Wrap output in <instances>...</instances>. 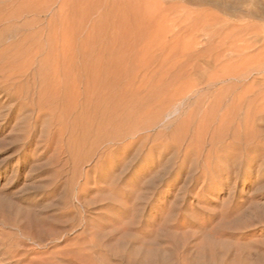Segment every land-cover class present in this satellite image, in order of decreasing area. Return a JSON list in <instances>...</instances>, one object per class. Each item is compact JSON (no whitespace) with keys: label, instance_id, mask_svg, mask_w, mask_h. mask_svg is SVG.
<instances>
[{"label":"rangeland","instance_id":"374dc122","mask_svg":"<svg viewBox=\"0 0 264 264\" xmlns=\"http://www.w3.org/2000/svg\"><path fill=\"white\" fill-rule=\"evenodd\" d=\"M4 1L7 3L12 0ZM13 2L24 8L41 9L43 12L40 19L43 20V24L40 28L45 27L49 21L57 23L62 21L64 15L59 12L60 8L67 10V21L71 27L78 28L86 23L88 28L86 52L91 61L90 66L94 71L103 67L116 69L119 73L123 132L134 122L136 115L141 113L139 110L147 108L156 97L163 95L169 97L180 91L184 93L183 102H189L190 105L178 106L183 111L179 113L172 110L177 107L175 104L171 107L172 112H169L168 116H163L155 128L141 129L138 134H153V138L158 132L172 130L174 133L171 131V134L175 135L184 133L187 127H191L192 132L200 122V131L212 130L213 127L209 129L207 126L209 123L206 121L210 114L202 113L208 105L219 112L222 110L221 112H225L228 117L235 114L240 99L243 100L244 110L249 107L252 112L258 110L256 108H264V0H13ZM29 16L27 18L32 17ZM38 56L32 65L35 67L32 68L33 74L27 79L31 80L29 84L31 83L32 90L35 91V100H39V94L47 106L51 98L50 89H47L49 80L45 67L42 68L44 54ZM93 97V100H96V96ZM65 98L60 100L61 106H64V110L70 107L71 112L74 105L72 103L67 105ZM5 99L6 96L1 97L0 94V172L6 169V177L3 179L0 175V194H7L14 207L25 213L24 218L27 221L33 220L31 222L36 225L37 223L55 225L58 230L68 228L69 226L63 225L65 224L63 220L71 215L65 212V208L71 202L77 204L76 194L78 193V200L83 202L99 195L100 189L101 194L105 195L107 193L102 189L106 186L104 180L116 176V184L120 190L114 193V200H105L107 203L103 205V201L98 199L82 214L89 225L100 224L104 230L119 228L121 221H128L127 207L131 203L129 192L143 181H149L143 189L146 193L145 198L138 203L142 213H138L130 225L134 234L144 231L146 238L149 239L153 237L151 230L161 224L163 227L165 225L164 228L172 232L176 241L178 240L180 245L184 244V253L191 264H264L262 155L256 156L250 167L243 166L239 173L236 168L232 169L234 173L231 172L230 178L226 181L225 176H221V179H214V182L205 185L203 178H200L183 197L179 187L186 185V179L190 174L184 171L173 179L162 171L165 165L172 169L174 160L168 162V159L173 151L161 156L160 149L157 148L149 153L145 149L136 154L138 143L124 149V145L132 137L135 138V135L109 142L106 146H99L97 152L102 153L103 158L96 168L93 167L96 158L94 156L88 158V155L91 147L97 146L94 138H100L98 122H95V125L93 123V126L89 125L91 133L87 136L83 133V128L88 125L87 120L77 111L73 116L77 117L81 124L77 126L72 124L73 132L66 135L69 140L66 144L64 142L63 148L77 156L79 170L82 172L87 170L89 180L81 184L78 192L71 191L64 199L66 171L71 161L67 165V154L64 150L61 149L63 151L61 153V150L55 149V144H47L45 138L38 137L39 126L47 121L48 117H42L43 119L35 123L37 132L30 136L29 139L32 141L29 142V139L24 138L26 129L21 118L31 117L35 112L30 107L20 108L22 110L20 111L16 105V95L11 94L7 100ZM189 111L191 116L186 115ZM255 115L257 117L258 114ZM257 123L260 124V129L264 130V122ZM108 127L113 126L109 124ZM25 140L28 143L25 142L24 145ZM187 142L188 140L184 145ZM151 144L150 141L147 147ZM226 144L219 143L212 149V159L218 153L223 155L228 152L230 161L232 158L236 162L239 161L240 156L237 154L240 150L235 145L228 147ZM204 147L206 153L210 149L208 142ZM19 153H24V157L20 158ZM107 166L109 168L112 166L111 171H107L109 169ZM103 170L107 172L103 173ZM171 208H175V211L172 209V213H168ZM222 213L228 214L224 220L221 218ZM168 214L171 215L169 218L171 220L164 222ZM80 231L81 225L75 226L68 232L69 239H73ZM66 242L60 238L53 246L50 245L49 250L62 247ZM157 244L168 247L169 242L157 240ZM24 248L27 250V258L46 249L32 243L30 245V242ZM111 262L116 264L118 260L112 259ZM174 262L173 258L167 260V264H176Z\"/></svg>","mask_w":264,"mask_h":264},{"label":"bare ground","instance_id":"6f19581e","mask_svg":"<svg viewBox=\"0 0 264 264\" xmlns=\"http://www.w3.org/2000/svg\"><path fill=\"white\" fill-rule=\"evenodd\" d=\"M59 10L64 15L62 21L58 23L49 21L45 24V27L40 28V25L43 24V20L40 19L43 12L41 9L36 7L24 8L14 3L13 0L7 1V3L4 0H0V94L1 97L6 96L5 100L11 94L13 96L16 95L17 103H14L19 106L17 108L20 111H22L20 108L30 107L35 112L31 117L26 116L21 118L22 124L25 125L24 129H26L24 133L26 140L37 132L35 123L42 117L47 116V121H43L44 123L39 126L38 137L45 138L44 141L47 144H55L56 150H64V142L66 144L69 140L68 137L66 138V135H71L73 132L72 124L74 123V126L81 124L80 120L73 116L78 111L80 116H85L87 120L88 125L83 128V133H86L87 136L91 133L89 125L93 126V123L95 125V122H98L97 130H99L98 136L100 138H94L93 141L96 142L97 146L91 147L90 154L88 155V158H92L93 156L96 158L93 167L96 168L103 158V154L97 152L99 146H106L109 142L135 135V138L132 137L134 139L129 137L132 140L128 139L129 141L124 145V149H128L134 143H138L136 154L143 152L145 149L149 153L157 148L160 149L161 156L168 151H173L168 159V162L174 160L172 169H168L165 165L162 171L173 177V179H176L184 171L190 174L188 179H186V185L179 187L183 197L200 178H203L205 185L211 183L214 179H221V176H225L226 181L230 178L231 172H233L232 169L236 168L238 170L237 173H239L243 166L250 167V163L256 156L262 155L264 162V130L260 129V124L257 125V121L259 123L260 121L264 122V114L262 115L264 108H256L258 110L252 112L249 107L244 110L242 106L243 100L241 99L238 101L239 106L237 107V111L229 117L225 112H221L222 110L219 112L211 109V105H208L206 108L204 107L205 109H203L202 113L203 115L210 114L206 121L209 123L207 125L209 129L213 127L212 130L200 131V122L198 126L193 128L192 132L191 127H187L184 133L175 135L171 134L172 130L170 132H158L153 138V134H138V131H141V129L154 127L163 116H168L172 110L173 112L178 111L182 113L183 111L178 106L189 104V102H183L184 93L182 91L169 97H164L165 95H163V97H156L155 101L147 108L139 110L141 113L136 115L135 123L131 120L133 123L123 132L121 130L122 116H120L122 109L120 103L121 87L119 73L116 69H112V71L110 68L103 69L101 67L97 71L92 69L86 52L88 44V28L86 23L80 25L81 27L78 28L71 27L67 21V10L65 11L61 8ZM28 15L32 17L27 18ZM25 43L26 45L24 46ZM81 44L83 45L79 49ZM41 53L44 54L42 68L44 69L45 67L47 71L49 80L47 89H50L49 96L51 97L50 103L47 106L39 94V97L37 96L39 100H35V91L33 92L31 83L29 84L31 80L27 79L30 74H33L32 65ZM40 80L43 81V79ZM93 96H96V100H93ZM63 97L67 98V105L68 103L74 105L71 112L69 110L71 109L70 107L64 110V106H61L60 100H63ZM225 99L227 101V98ZM234 102L236 103V101ZM234 102L232 101V103ZM175 104L177 107L171 110V107H174ZM256 113L258 114L257 117ZM188 114L191 116V111L186 115L188 116ZM241 114L243 116H240ZM152 118H155L153 119L154 121H150ZM109 124H112L113 127L109 128ZM172 132L174 133V131ZM26 140L23 141L24 145L27 142ZM187 140V144L184 145ZM31 141L32 139H29V142ZM150 141L152 144L147 147ZM207 142L210 145V149L205 153L204 144ZM219 143L221 145L222 143H227L225 146L228 147L235 145L240 150L237 154V156H240V160L236 162L232 158L230 161L227 155L228 152L220 155L217 152L219 151L218 149L216 153L219 156L216 154L217 156L215 155V158L212 159L211 151ZM21 150L23 151V148ZM21 150H19L20 153ZM62 150L60 151L61 153L63 152ZM66 151L64 150L65 154H67L66 163L69 165L68 163L71 161V165H69L66 171V194L64 199L69 196V192L74 190L78 192L81 189V184L89 180L88 171L82 172L79 170L76 162L77 156ZM220 152H222L221 149ZM20 153L19 157L23 158L24 153ZM190 157H192L191 160H188ZM107 167L109 168V166ZM111 167L107 171H111ZM107 171L103 170V173ZM0 175L4 179L6 177V169L2 170ZM104 182L106 186H103L102 189L107 193L105 195L101 194L100 189L99 195L97 194V196L83 202L78 200V193L76 194L77 204L75 205L71 202L65 208V212L71 216L63 220V223H65L63 225L69 226L68 228L63 227V230H58L55 225L48 223V225L41 224V221L39 223L41 225H38V223L37 225L36 223L34 224L31 222L33 220L27 221L24 218L25 213L23 214L18 208L14 207V203L7 194L1 193L0 264H115L111 262L112 259L118 260L116 264H167V260L170 258H173L176 264H191L184 253V244L180 241V245L178 240L176 241L175 236L171 234L172 232L164 228L165 225L163 227V224H161L154 230H151L153 237L149 239L146 238L144 231L138 234L132 232L130 225L134 222L133 220L137 217V214L142 213L138 207V203L141 199L145 198L146 193L143 189L149 181H143L129 192L131 203L127 207L129 213V216H127L128 221H121L120 223L122 224L119 228L104 230L99 226L100 224L89 225L84 220L82 212L87 210L88 206L98 201V199L103 201V205L108 200H114V193L120 190L116 184V176L108 177ZM173 205L176 206L175 204ZM172 209L175 211V208H171V211L169 209L168 213H172ZM73 211L75 213H72ZM35 214L37 215V213ZM227 215V213H222L221 218L224 220ZM170 216L168 214L164 218V222L170 221ZM79 225H81V231L73 239H69L68 232H71L75 226ZM60 238L61 241L66 240V244L62 247L49 250L50 245L53 246ZM157 240H167L169 242L168 247L160 246L157 244ZM28 242H30V245L32 243V245L34 244L46 249L45 251H40L41 254L38 252V255L27 258V250L24 247ZM134 243H138V245L135 246ZM31 252H33V249Z\"/></svg>","mask_w":264,"mask_h":264}]
</instances>
